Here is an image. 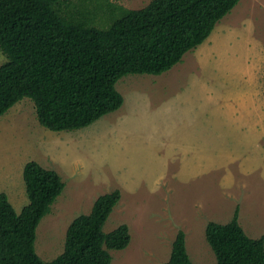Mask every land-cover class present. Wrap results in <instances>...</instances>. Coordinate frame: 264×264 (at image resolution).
Here are the masks:
<instances>
[{"label": "rangeland", "instance_id": "obj_1", "mask_svg": "<svg viewBox=\"0 0 264 264\" xmlns=\"http://www.w3.org/2000/svg\"><path fill=\"white\" fill-rule=\"evenodd\" d=\"M111 1L127 9L148 3ZM93 4L74 0L69 9L83 13ZM243 6H250V0H240L170 70L173 78L186 80L166 101L143 100L157 76L127 75L115 85L122 106L82 129L43 128L28 98L0 116V193L7 195L15 212L28 203L22 179L27 162L55 171L64 183L36 228L34 248L41 260L59 256L72 220L88 214L99 196L113 190L121 197L103 231L125 224L130 242L123 250L110 251V264H165L179 230L193 264H216L205 226L228 223L236 206L245 234L264 237V25L258 9L250 18V8ZM108 24L95 21L102 26L97 28ZM5 61L0 52V65ZM252 93L257 96L256 130L246 107L242 116L247 131L234 146L228 142L223 147L217 131L220 103L234 100L236 107L239 98L252 111ZM128 106L123 119L121 112Z\"/></svg>", "mask_w": 264, "mask_h": 264}, {"label": "trees", "instance_id": "obj_2", "mask_svg": "<svg viewBox=\"0 0 264 264\" xmlns=\"http://www.w3.org/2000/svg\"><path fill=\"white\" fill-rule=\"evenodd\" d=\"M74 0H0V116L28 98L40 126L53 131L88 127L117 111L115 85L127 75L159 76L202 44L240 0H151L131 10L111 0L72 12ZM81 1V0H77ZM109 22L97 28L96 20ZM264 24V18H263ZM28 203L16 213L0 193V264H110V251L130 242L125 224L103 227L120 200L119 190L99 196L88 214L68 226L63 252L51 261L36 254V228L62 193L64 183L35 161L22 171ZM238 206L226 224L209 222L205 241L216 264H264V237L249 238ZM165 264H193L179 230Z\"/></svg>", "mask_w": 264, "mask_h": 264}, {"label": "crops", "instance_id": "obj_3", "mask_svg": "<svg viewBox=\"0 0 264 264\" xmlns=\"http://www.w3.org/2000/svg\"><path fill=\"white\" fill-rule=\"evenodd\" d=\"M150 1L151 0H147L148 3ZM133 4H135V2ZM249 8H250V11L248 13V16L250 15V18L254 17L255 9H258L261 12L259 16H260V25H262L263 24V18H264V0H250V6L244 7V9L247 10ZM128 9L138 10V9H134V8H130V7ZM176 66H174L171 69V71L174 68H176ZM171 71L169 70L168 72L156 77L157 80L154 81V86H153L154 89H152V91L146 96V99H145V97L142 96L143 100H145L146 103L149 100L151 102H152V100H156L157 104H158L161 101H166V100L170 99L172 96H174L176 94L177 87H179V85H181L182 83H185L186 79H184V77L178 78V79L173 78V76L170 75ZM146 83H148V81H146L144 84L147 85ZM178 90L180 91V89H178ZM221 94L222 93L220 92L219 97H221ZM252 94H253L252 96H256L255 93H252ZM226 95L227 94L224 91V95L221 97L222 103H224L223 100H224ZM148 96H150L152 99L150 97L148 98ZM255 99H257V96L252 97V100H254L253 101L254 105L250 104V106L253 108L252 111H251L249 105L247 106L245 103H243L244 101H241L242 99H239V98H237V100L235 101L237 104L236 107H235L234 100L233 101L229 100L230 104L228 103V104L223 105L220 103L219 108H220L221 122L219 124V127L217 128V131L220 133V134H218V138L222 137V146L223 147H225V144L228 142H231L232 146H234L233 141H236V139L238 137H240V133L242 134V133H245L247 131V128L244 127L245 124L243 123V116H242L245 114V112L247 110L249 111V115L252 114V118H253V122L249 123V124H251L253 126L254 130H256V128H257V125H256L257 107L255 105V102H256ZM153 106L156 107V105H153ZM246 107L248 108L247 110H245ZM129 109H130V107L128 106V107L124 108L125 112H121L122 113L121 116L123 119H125L126 115L129 114ZM251 125H249L248 127H250L252 129ZM161 177H163V176H161Z\"/></svg>", "mask_w": 264, "mask_h": 264}]
</instances>
